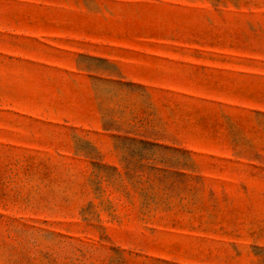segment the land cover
Masks as SVG:
<instances>
[{"label":"rangeland","instance_id":"obj_1","mask_svg":"<svg viewBox=\"0 0 264 264\" xmlns=\"http://www.w3.org/2000/svg\"><path fill=\"white\" fill-rule=\"evenodd\" d=\"M0 264H264V0H0Z\"/></svg>","mask_w":264,"mask_h":264}]
</instances>
